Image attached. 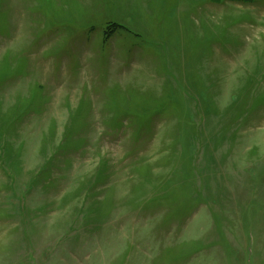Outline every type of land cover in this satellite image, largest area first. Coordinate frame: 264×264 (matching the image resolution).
I'll list each match as a JSON object with an SVG mask.
<instances>
[{
	"label": "rangeland",
	"instance_id": "1",
	"mask_svg": "<svg viewBox=\"0 0 264 264\" xmlns=\"http://www.w3.org/2000/svg\"><path fill=\"white\" fill-rule=\"evenodd\" d=\"M0 264H264V0H0Z\"/></svg>",
	"mask_w": 264,
	"mask_h": 264
}]
</instances>
